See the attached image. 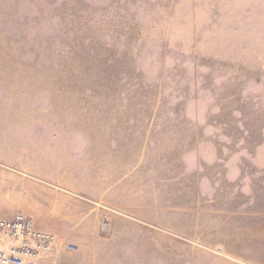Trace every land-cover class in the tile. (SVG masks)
<instances>
[{"label": "rangeland", "instance_id": "1", "mask_svg": "<svg viewBox=\"0 0 264 264\" xmlns=\"http://www.w3.org/2000/svg\"><path fill=\"white\" fill-rule=\"evenodd\" d=\"M37 264H264V0H0V219Z\"/></svg>", "mask_w": 264, "mask_h": 264}, {"label": "built area", "instance_id": "2", "mask_svg": "<svg viewBox=\"0 0 264 264\" xmlns=\"http://www.w3.org/2000/svg\"><path fill=\"white\" fill-rule=\"evenodd\" d=\"M54 238L37 232L31 218L16 214L0 219V264H37Z\"/></svg>", "mask_w": 264, "mask_h": 264}]
</instances>
